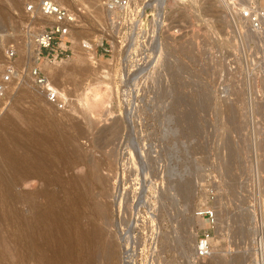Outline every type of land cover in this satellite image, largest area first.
<instances>
[{"label":"rangeland","instance_id":"374dc122","mask_svg":"<svg viewBox=\"0 0 264 264\" xmlns=\"http://www.w3.org/2000/svg\"><path fill=\"white\" fill-rule=\"evenodd\" d=\"M39 1L0 0V63L13 49L19 73L0 100V264H264V79L223 1L176 15L188 35L167 28L160 61L138 33L102 40L105 0H60L78 13L73 55L35 64L58 103L29 75Z\"/></svg>","mask_w":264,"mask_h":264},{"label":"built area","instance_id":"2783aa9c","mask_svg":"<svg viewBox=\"0 0 264 264\" xmlns=\"http://www.w3.org/2000/svg\"><path fill=\"white\" fill-rule=\"evenodd\" d=\"M131 1H104L105 18L102 40L104 38L105 40L111 39L112 35L118 36L121 30H127L130 35L138 33L140 45L157 51L160 61H162V47L168 32L167 28L172 27L171 34L176 41H180L188 35L185 20L183 17L176 16L181 11L174 10L176 12L170 19V25H167L165 21L167 19L165 7L167 0H143V3L138 7H135ZM194 1L196 3L197 0ZM177 2L178 6H176L182 9L188 6L191 0H177ZM223 3L227 9V20L232 36L240 46H246L250 51L248 54L250 58L245 59L246 75L259 76L264 79V0H223ZM37 9L47 22L42 28L35 30L28 23L27 33L30 35L27 43L32 45L33 51H35L32 58L35 57L36 59L34 65L29 68V75L36 85L45 90L48 100L58 103L60 100L57 99L56 91L52 92L50 86L47 85L45 74L35 64L42 59L48 63H60L73 55L71 33L76 26L78 13L51 0H40ZM26 11L28 13L34 12L33 5L28 4ZM183 16L186 22L191 24L190 18ZM100 44L103 46V42ZM108 46L111 48L110 44ZM103 51L107 53L108 47H103ZM13 57L14 51L9 48L4 60L0 63V100L7 98L10 84L18 79L19 73L12 61ZM124 59L121 60L122 65L126 64ZM197 215H204L211 225L214 224L213 210H201ZM210 242L209 232L203 233L198 238L195 249L198 258L208 256Z\"/></svg>","mask_w":264,"mask_h":264},{"label":"bare ground","instance_id":"6f19581e","mask_svg":"<svg viewBox=\"0 0 264 264\" xmlns=\"http://www.w3.org/2000/svg\"><path fill=\"white\" fill-rule=\"evenodd\" d=\"M51 1H54V0H51ZM170 1H171V3H172V1H173V3H174V4H173L174 7L171 6L172 9L174 8V9L176 10V9H177V8H176V7H177L176 5H177V3H178L177 0H167L166 2H167L168 5H169ZM218 1H221V0H218ZM222 1H223V0H222ZM222 1H221V3H222ZM54 2L59 3V4L61 3L60 0H55ZM213 2H214V1H213ZM216 2H217V1H216ZM194 3H195V1H194V0H191V2L188 4V6H185L184 8H182V11H181L182 14L185 15L186 17L190 18V17H191L190 12H191V10L194 8V7H193V4H194ZM214 3H215V2H214ZM211 5H212V4H211ZM211 7H212V6H211ZM179 8H180V7H179ZM98 39H99V38H98ZM82 41H83V40H82ZM79 42H80V41H79ZM84 43H86V45H87V46L85 45L86 48L88 47V48H90L91 51H92V49H93V44L91 45V43L89 44V42L87 43L86 41L83 42V44H84ZM28 44H29V43H28ZM79 44H80V43H79ZM28 46H29L28 49H30V53H31V55L34 54L35 51H33L32 45L29 44ZM28 46H27V47H28ZM85 46H84V47H85ZM90 49H89V50H90ZM27 51H28V50H27ZM91 51H90V52H91ZM90 52H89V53H90ZM27 53H29V52H27ZM30 53H29V54H30ZM91 54H92V52H91ZM89 55H90V54H89ZM27 56H28V55H27ZM32 56H33V55H32ZM28 57H29V56H28ZM30 57H31V56H30ZM31 58H32V57H31ZM33 61L36 62L35 57H34V59L32 58V62H33ZM90 61H91V60H90ZM47 64H48V63H45L44 66H45L47 69H50L51 66H49V65H47ZM49 71L52 72V73H51L52 75H53V73H55V72H56L55 74H57V71H54V70H51V69H50ZM53 71H54V72H53ZM104 76H105V75H104ZM97 83H101V81L97 80V81H96V84H97ZM85 94H86V93H85ZM85 96H86V95H85ZM95 97H96V95H95ZM84 98H85V97H84ZM85 99H86V100H85V103L87 102V104H88V99H89V98L86 97ZM88 105H89V104H88ZM4 140H5V139H3L2 142H3ZM5 142H6V141H5ZM3 143H4V142H3ZM3 143H1V145H2ZM17 145H19V144H17ZM17 145H16V146H17ZM19 146H20V145H19ZM19 146H18L17 148H19ZM15 150H16V148H15ZM29 155H30V154H29ZM32 155H33V154H32ZM33 156H34V155H33ZM35 156H36L35 158L38 157V155H35ZM29 158H31V156H30ZM27 159H28V157H27L26 159H24V160H26V163H28V161L31 163L30 160H33L34 158H33V159H30V160H28V161H27ZM37 159H39V157H38ZM18 160H19V159H18ZM24 160H23V161H24ZM35 160H36V159H34V161H35ZM39 160H40V159H39ZM34 161H33V163H34ZM40 161H41V160H40ZM16 162L18 163V161H16ZM19 162H20V161H19ZM21 162H22V161H21ZM37 162H38V160H37ZM18 164H20V163H18ZM24 164H25V161L23 162V164H20V165H22V166L18 167L19 165H17L18 168L15 167L16 171L21 170V171L23 172V170H24V168H25V165H24ZM28 165H29V164H28ZM28 165H27V167L31 166V164H30L29 166H28ZM33 165H34V164H33ZM33 165H32V167H33ZM39 165H40V164H39ZM39 165H38V166H39ZM23 166H24V167H23ZM34 166H36V165H34ZM38 166H37V167H38ZM27 167H26V169H29V168H30V167H29V168H27ZM39 167H40V166H39ZM41 167H42V166H41ZM33 169H36V167L33 168ZM33 169H31V170H33ZM38 169H39V168H38ZM43 169H44V167L42 168V172L45 170V169H44V170H43ZM29 170H30V169H29ZM21 171H20V172H21ZM25 171H26V170H25ZM25 171H24V172H25ZM27 172H28V171H26L25 173L27 174ZM32 172H34V171H32ZM32 172H31V173H32ZM40 172H41V170H40ZM28 173H30V171H29ZM41 174H43V173H41ZM127 264H128V263H127Z\"/></svg>","mask_w":264,"mask_h":264}]
</instances>
